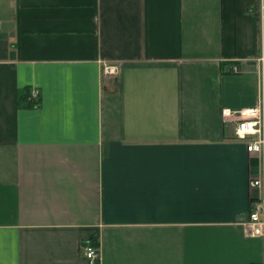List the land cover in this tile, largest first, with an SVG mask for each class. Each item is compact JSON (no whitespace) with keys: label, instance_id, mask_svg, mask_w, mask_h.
Here are the masks:
<instances>
[{"label":"crops","instance_id":"crops-1","mask_svg":"<svg viewBox=\"0 0 264 264\" xmlns=\"http://www.w3.org/2000/svg\"><path fill=\"white\" fill-rule=\"evenodd\" d=\"M262 57L259 0H0V264H264Z\"/></svg>","mask_w":264,"mask_h":264},{"label":"built area","instance_id":"built-area-1","mask_svg":"<svg viewBox=\"0 0 264 264\" xmlns=\"http://www.w3.org/2000/svg\"><path fill=\"white\" fill-rule=\"evenodd\" d=\"M260 18L264 20V0H259ZM260 78L264 84V57L261 58ZM232 71L237 72L238 67L233 65ZM117 71L115 64L105 63L102 73L114 75ZM222 116L235 123L233 135L236 139L244 140L248 153H257L261 156V170L257 177L249 180V188L257 190L252 196L246 228L248 235L264 238V104L260 106L222 110ZM82 252L89 264H101L99 246L90 240L81 243Z\"/></svg>","mask_w":264,"mask_h":264},{"label":"trees","instance_id":"trees-1","mask_svg":"<svg viewBox=\"0 0 264 264\" xmlns=\"http://www.w3.org/2000/svg\"><path fill=\"white\" fill-rule=\"evenodd\" d=\"M93 242V241H92Z\"/></svg>","mask_w":264,"mask_h":264}]
</instances>
